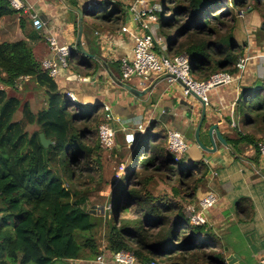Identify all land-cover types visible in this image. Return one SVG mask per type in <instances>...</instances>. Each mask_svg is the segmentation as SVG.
<instances>
[{
  "label": "trees",
  "instance_id": "1",
  "mask_svg": "<svg viewBox=\"0 0 264 264\" xmlns=\"http://www.w3.org/2000/svg\"><path fill=\"white\" fill-rule=\"evenodd\" d=\"M130 5L110 0L89 4L82 9L81 22L75 21V36L79 24L86 39L87 32L100 24L116 34ZM262 10L264 0H161L160 11L154 14L158 36L166 41V56L186 55L193 78L205 82L217 73L237 75L246 49V42L236 38L238 14ZM0 21L18 23L24 37H0V85L12 92L0 90V264H84L118 252L132 254L137 264H228L221 239L205 223L192 224L186 214L188 206L197 208V192L206 184L208 166L192 159L188 150L179 158L170 154L168 132L161 126L151 124L125 142L128 155L123 163H129L130 171L112 181L105 214L84 208L88 195L102 183L100 152L106 149L100 145L98 127L104 110L71 101L60 90V79L51 78L33 53L31 43L41 39V31L30 25L22 10L0 0ZM87 53L95 59L82 54L77 44L72 47L67 70L91 77L104 67L114 81L120 80V61L108 64L99 53L91 49ZM261 82L258 88L256 82L248 86L244 103H238L241 125L232 126L233 137H222L235 159L251 148L249 160L254 163L264 145ZM29 83L41 92L43 104L37 109L20 94ZM205 124L203 120L200 141L208 135ZM40 134L50 141L47 148L41 145ZM112 150L118 153L120 146ZM162 171L177 183L171 197L155 196L148 188ZM246 205L252 207L245 197L236 204L243 223L251 220Z\"/></svg>",
  "mask_w": 264,
  "mask_h": 264
},
{
  "label": "crops",
  "instance_id": "2",
  "mask_svg": "<svg viewBox=\"0 0 264 264\" xmlns=\"http://www.w3.org/2000/svg\"><path fill=\"white\" fill-rule=\"evenodd\" d=\"M20 1L24 7L22 11L29 19L31 14H35L45 25L40 32L41 39L31 43L35 57L42 63L53 60V54L46 42L48 38L54 37L59 46L76 45L77 36H74V31L78 14L73 9L82 10L94 0ZM72 12L77 16L75 17ZM238 18L242 17L238 15ZM123 26L129 29L128 33L119 31L113 34L105 27L104 29L99 26L87 32V39L81 35L80 42L87 45L86 50L84 49L86 52L91 49L99 53L108 64L115 61L122 62L123 59L131 60L134 45L132 35L139 33L140 27L132 22L129 13L126 14L121 27ZM152 27L156 26L152 25ZM159 38L166 44L164 38L160 36ZM19 39H24L21 33ZM261 53L264 51L255 50V54ZM92 56L94 57L91 59H95L96 56ZM57 78L60 79L59 85L62 87L60 90L63 93L72 92L76 102L85 106L94 104L108 106L112 115L119 119L116 132L122 131L126 137L129 135V127L135 126L137 120L141 121L145 129L149 123L153 124L156 121L166 132L174 130L180 133L187 143L189 156L192 159H201L208 166L206 184L197 192V203L207 193L215 196L216 203L204 210L202 215L205 224L216 237L221 239L226 261L229 256H236L231 261L232 264H264V161L260 157L257 163L249 160L254 153L251 148L245 149L242 153L243 157L235 159L231 147L222 144L216 137H214L216 147L214 153L201 150L194 141V131L203 108H205V125L208 129L211 125L217 124L222 137H233L232 126L235 124L239 128L241 125L239 112H236L238 95L254 82L264 80L263 62L251 60L240 82L210 90L206 107L194 95L184 97L181 84L179 86L167 81L171 90L165 89L164 81L167 80L165 76L151 75L152 81L149 84L141 81L125 83L121 79L114 81L110 71L103 67L91 77H82L71 71L61 70ZM118 82L125 83L140 92L150 89L142 97H135L119 87ZM201 141L205 147L211 148L208 135L203 134ZM244 197L249 199L252 205V207L246 205L245 208L246 215L251 216L248 223L240 221L244 215L240 214L236 206ZM198 208L197 205L195 210L198 211ZM84 262V264H97L94 261ZM80 263L82 262H71V264ZM107 264H112L109 258Z\"/></svg>",
  "mask_w": 264,
  "mask_h": 264
},
{
  "label": "built area",
  "instance_id": "3",
  "mask_svg": "<svg viewBox=\"0 0 264 264\" xmlns=\"http://www.w3.org/2000/svg\"><path fill=\"white\" fill-rule=\"evenodd\" d=\"M10 6L15 10H23V4L20 0H7ZM150 0H134L127 12L131 14L132 22L139 25L140 31L132 35L134 45L132 48L131 60L123 59L121 62V74L124 79L133 76H140L147 78L151 75L165 76L169 82H178L183 89V96L194 95L200 99L203 105H208V92L220 86H228L234 82H240L246 66L251 60H259L264 63V53L255 54L252 57L244 56L237 64L238 73L236 76H230L224 73H217L212 75L205 82L196 81L190 72L189 59L186 55L175 57L166 56V44L161 41L157 35L158 23L155 12L160 11V7L156 4H150ZM150 7V8H148ZM146 12H149L147 14ZM240 17L243 13L240 12ZM31 25L35 30H42L44 23L37 15H30ZM152 25L156 27H152ZM121 32H129L125 26L122 27ZM47 44L53 54V60H46L42 62V66L48 71L51 78H57L61 70H67V58L72 49L71 46H59L54 37L47 39ZM65 96L71 101H75L74 94L70 91H65ZM104 110L103 122L99 124L98 136L100 145L106 149H112L115 146L116 125L119 119L112 115L108 106L102 105ZM139 132H144L145 127L142 126L141 121L137 120L134 124ZM233 125V124H232ZM167 149L170 154L182 156L188 150L187 143L184 141L182 135L176 131L168 132ZM260 158L264 161V145L259 146ZM123 171V166H121ZM216 203V198L213 194H205L197 203L198 211L195 208L188 206L186 213L190 221L194 225H202L205 223L202 212L211 208ZM112 264H137L135 257L126 252H118L113 254L110 258ZM97 264H107V258L100 255L94 261ZM146 264H157L152 261Z\"/></svg>",
  "mask_w": 264,
  "mask_h": 264
},
{
  "label": "rangeland",
  "instance_id": "4",
  "mask_svg": "<svg viewBox=\"0 0 264 264\" xmlns=\"http://www.w3.org/2000/svg\"><path fill=\"white\" fill-rule=\"evenodd\" d=\"M108 0H94V3H101V2H106ZM113 2H120L124 7H127L130 3H132L134 0H110ZM263 1V0H261ZM150 4H156L160 7L161 0H150ZM152 7V5H150ZM148 7V8H150ZM128 13V12H127ZM149 14V12H146ZM70 15V13H69ZM71 16V15H70ZM244 17V18H243ZM73 18V16H72ZM89 19V18H88ZM238 24L231 23V25L238 26L236 34V38L238 39L239 42H246V49H245V56L252 57L255 55V50L258 51H264V28L258 32V29L261 28L263 22H264V10L262 11H253L249 12L248 14L243 13L242 18H238ZM5 22H0V37L5 36L6 39L10 40H17L20 38V28L18 27V23L11 24L7 22L8 25L5 24ZM7 27H6V26ZM98 25V24H97ZM100 28H104V25L100 24ZM105 29V28H104ZM172 32L169 31L167 34L169 35V39H172ZM75 36V35H74ZM94 37V36H92ZM2 39V38H1ZM83 48L86 50L87 45L85 46L82 42ZM253 64V62L251 63ZM121 68V67H120ZM154 78V77H152ZM120 79L123 80V82H145V84H149L152 79L151 76L144 78L140 76H133L129 77L128 81L127 79H124L122 76H120ZM168 78L167 80L164 81V86L165 89L171 90ZM179 85L178 82H174ZM180 86V85H179ZM181 88V92L183 93V89ZM5 90L8 91L9 93H12L8 90V88L3 87L0 85V90ZM35 86L33 83H29L28 85L25 86V90L20 92L21 95H25V97L28 99L29 104L33 109H37L40 107L42 103V96L41 92H35ZM63 90V89H62ZM156 93V91H155ZM65 94V93H64ZM41 97V98H40ZM242 104V101L240 102ZM89 107V106H87ZM245 115L247 118H250L249 111H245ZM151 125L149 123L146 126V129ZM153 125H158L162 126L159 122H153ZM145 129V130H146ZM153 132L154 131H159L163 132L159 128H152ZM145 132V131H144ZM144 132H139L136 128V126H131L129 127V135L126 137L122 131L116 132V137H115V145L120 146L119 152H115L112 149L109 150H101L100 152V162L102 165V171H101V177H102V183L99 187L94 189L89 195L87 202L84 204V208L91 214L94 215H104L106 208H107V198L110 194V192L113 189V184L112 181L118 180V178L123 177L126 173H129V168L128 164H125V160L127 159L128 155V143L125 144V142H131L134 139L135 134H143ZM126 138V139H125ZM201 142V141H200ZM194 144V142H192ZM121 164H125L124 166L126 167V170L124 172L122 171L121 167H118ZM123 166V165H121ZM162 177H165L164 181ZM177 183L173 181V178L168 177L167 173L162 171L159 173V175H156L148 185V188L151 189L150 192L154 194L155 196H162L166 195L168 197H171L173 195L172 188H176ZM208 194V193H207ZM129 211V210H127ZM188 216V213H186ZM129 217L128 215H126Z\"/></svg>",
  "mask_w": 264,
  "mask_h": 264
},
{
  "label": "water",
  "instance_id": "5",
  "mask_svg": "<svg viewBox=\"0 0 264 264\" xmlns=\"http://www.w3.org/2000/svg\"><path fill=\"white\" fill-rule=\"evenodd\" d=\"M250 10V9H249ZM74 12H76L78 14V22L80 23L81 20H82V17H83V10L81 9H73ZM31 25V24H30ZM264 28V22L261 26V29ZM81 35H82V27H81V24L78 25V31H77V38H76V44L77 46L79 47V50L82 54H84L86 57L88 58H93L94 56L88 54L81 42H80V38H81ZM76 77V76H75ZM147 77H149L147 75ZM117 85L119 87H121L122 89L126 90L129 94L135 96V97H142L143 95H145L150 88H148L147 90H143V91H138L128 85H126L125 83H122V82H118ZM262 83L259 81L256 83V88L258 87H261ZM248 89L245 88L243 91L240 92V94L238 95V98H237V103L241 102L244 103V93L247 91ZM76 102V100H75ZM203 105V103H202ZM205 118V108H203L202 110V114H201V118L195 128V131H194V141L196 143V145L203 151L207 152V153H214L216 151V147H215V143H214V137H216V139L221 142L222 144H226L225 140L222 138V136L220 135L219 131H218V126L217 124H213L209 127L208 129V136L211 140V148H207L205 147L201 142H200V139H199V132H200V128H201V125L203 123V120ZM40 143L41 145L44 147V148H47L50 144V141L45 139L44 135L43 134H40ZM236 257V256H235ZM234 256H229L227 258V262L228 264H232L231 261L233 260V258H235Z\"/></svg>",
  "mask_w": 264,
  "mask_h": 264
}]
</instances>
